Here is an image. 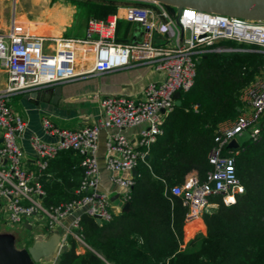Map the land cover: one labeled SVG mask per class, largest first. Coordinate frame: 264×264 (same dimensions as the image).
<instances>
[{"label": "built area", "instance_id": "2783aa9c", "mask_svg": "<svg viewBox=\"0 0 264 264\" xmlns=\"http://www.w3.org/2000/svg\"><path fill=\"white\" fill-rule=\"evenodd\" d=\"M118 19L137 24L141 39L117 42L114 32ZM227 42L248 48H233ZM78 47L90 53V68L77 69ZM232 52H255L263 56V61L255 79L239 94L241 107L237 117L217 126L207 156L211 169L203 179L196 172H190L181 184L169 188L170 195L178 198L185 209L184 225L210 214L217 206L213 198L219 197L228 206L234 203L235 195L243 191L235 168L239 148L234 150L227 146L232 140L238 144L237 139L243 134L247 135V140L255 142L264 128V20L189 7L171 15L163 4L148 2L147 5L120 8L107 20L89 19L84 38L75 40L47 36L33 30L26 20L13 17L10 28L0 32V67L7 74L5 88L0 91L2 221L14 228L39 220L45 229L52 231L61 221L72 217L70 235L76 243L87 247L81 227L82 216L98 219L99 225L114 217L108 195L99 189L100 131H114L104 142V167L110 175L109 182L121 190L120 200L125 206L131 200L132 171L145 162L150 146L162 134L163 119L175 107L174 95L191 89L197 63L204 56ZM135 67H149L164 73L165 77L147 84L137 100L122 96L96 97L101 119L92 126L69 130L58 128L47 118L42 119L43 132L55 141L48 143L30 136L28 142L35 157V171L26 167L19 145L26 124L12 111V95L38 92L87 74L102 75ZM193 110L196 112V106ZM141 125L145 127L138 132L136 144L121 133ZM68 151L80 159L81 178L76 198L46 206V193L40 179L46 175L50 161ZM125 173L129 176H122ZM229 197L233 201L228 200Z\"/></svg>", "mask_w": 264, "mask_h": 264}, {"label": "trees", "instance_id": "16d2710c", "mask_svg": "<svg viewBox=\"0 0 264 264\" xmlns=\"http://www.w3.org/2000/svg\"><path fill=\"white\" fill-rule=\"evenodd\" d=\"M69 2L75 7L77 24L66 36L79 37L83 29L78 24L85 28L89 19L102 20L115 9L110 0ZM163 6L174 14V7ZM262 61L263 56L255 52L204 56L193 86L180 93V105L165 115L162 134L150 146L145 162L137 165L127 210L99 226L86 216L81 218L85 243L104 261L90 251L75 255L72 246L60 255L58 264H264V128L259 139L245 141L235 157L242 193L228 206L213 198L216 208L202 217L205 235L195 236L184 248L185 209L169 193L188 173L196 172L203 179L211 169L207 156L217 126L237 117L239 94L255 79ZM75 198L71 191L64 193L63 200L46 196L44 204ZM200 227L197 223L186 226V239Z\"/></svg>", "mask_w": 264, "mask_h": 264}, {"label": "crops", "instance_id": "0c3cea01", "mask_svg": "<svg viewBox=\"0 0 264 264\" xmlns=\"http://www.w3.org/2000/svg\"><path fill=\"white\" fill-rule=\"evenodd\" d=\"M41 1L43 4L41 5L42 11L40 16L44 17V22H41L39 17H35L33 20L25 19L31 24L33 30L45 34L50 29L53 33L59 35L54 37H61L63 39L77 40L84 38L80 36H66V33H68L69 30H72L71 28L73 27L76 13L74 6L71 5V9L63 5L50 7V0ZM110 1H112L115 6L114 12L102 20L110 19L111 16L117 13L118 9L129 6L115 4L113 0ZM18 2V0H0L1 15H4L5 19L4 24L0 25V32H6L10 28L13 17L15 19H20V17H18V9L20 8ZM39 2L40 0H34L36 5ZM85 29L86 27L84 28V33ZM72 32L73 30L71 31V34ZM114 39L119 43L140 40V28L137 24L118 19L116 22ZM77 56L80 59L77 64L78 70L91 67L92 58L90 53H87L83 48L78 47ZM164 77V73L155 72L149 67H135L102 75L87 74L85 76L77 77L71 81L42 89L47 90V94L41 97H31L30 95L33 92L16 93L12 95L10 98L12 111L15 114L20 115L26 124L24 134L19 141V145L24 153L26 167L35 171V157L28 142L30 136H37L42 141L48 143L55 141L54 138L47 136L43 132L41 127L42 119L47 118L58 128L69 130L92 126L97 124L101 119V112L96 97L122 96L137 100L142 97V91L147 84L161 81ZM6 81V71L0 67V91L5 88ZM56 86L61 87V94L56 100V103H52V91ZM144 127L145 125H141L135 128L124 129L121 133L131 143L136 144L138 132ZM111 132L114 131H100L97 160L100 176L99 189L108 195L110 208L115 217L124 212V206L120 200L121 190L109 182L110 175L104 167V142L107 135ZM79 162L80 159L78 155L69 151L59 153L52 161H50L46 175L40 179L48 199L50 198L51 201L63 200L64 193H70L71 191H73L75 195V191L81 178ZM122 176L126 177L129 176V174L125 173ZM71 219L72 217L66 218L61 221L54 230L49 231L45 229L42 222L39 220H34L30 224L25 223L17 228H10L5 225L0 217V264H58L60 255L64 251L71 249L72 246L75 255H84L90 251L103 260V258L88 245L87 247L81 246L71 237L69 232ZM93 222L95 223L94 220ZM196 222L197 225H200L201 227L194 231L188 239H186L184 228L192 223L184 225L182 241L184 247L197 233L205 235L203 219L200 218ZM2 228H10L11 230H14L13 232H22V235L25 238L17 241L15 239L12 241L9 240V242L7 239L3 238L4 236H2L5 233ZM34 248L40 251L50 249V251L45 256L39 258L38 261H34L29 253L30 249Z\"/></svg>", "mask_w": 264, "mask_h": 264}, {"label": "water", "instance_id": "95a60500", "mask_svg": "<svg viewBox=\"0 0 264 264\" xmlns=\"http://www.w3.org/2000/svg\"><path fill=\"white\" fill-rule=\"evenodd\" d=\"M153 3H160L166 6L174 7L180 10L183 7L194 8L200 11L234 15L242 18L253 20H264V0H139ZM197 64H200L198 62ZM47 94V90L39 92H33L31 97H41ZM61 94V87L56 86L52 91V103H56V100ZM179 93L174 95L175 106L180 105ZM1 143V139H0ZM229 149H238L239 145L232 140L228 146ZM137 174L136 169L132 171L133 177ZM129 203L125 204L124 211L127 210ZM95 223L99 225V220L96 219ZM50 249L38 250L36 248L30 249L29 253L34 261H38L39 258L45 256Z\"/></svg>", "mask_w": 264, "mask_h": 264}, {"label": "rangeland", "instance_id": "374dc122", "mask_svg": "<svg viewBox=\"0 0 264 264\" xmlns=\"http://www.w3.org/2000/svg\"><path fill=\"white\" fill-rule=\"evenodd\" d=\"M18 1H19L18 5L20 7L18 9V11H19L18 17H20L21 20H25V19L33 20L35 17H39L40 21L44 22V19H43L44 17L40 16L41 11H42L41 5L43 4V2L41 0L37 5L34 3V0H18ZM94 1H100V0H94ZM113 1L115 2V4H124V5H147V3H148V2H143V1L139 2V1H134V0H113ZM49 5H50V7H53V6L56 7L57 5H59V6L63 5L65 7H69L70 9L72 7L69 0H50ZM176 10L177 9H175V13H176ZM173 18H175V16H173ZM4 22H5L4 15H1V11H0V25L4 24ZM74 22H75V23H73L74 25L77 24L75 21V18H74ZM80 27H81V29H83V34H80L79 36L83 38L84 37V28H82V26L78 24L77 28H80ZM68 33L71 34V31H68ZM45 34L47 36H51V37L59 36L58 34L53 33L50 29ZM127 42L129 43L130 41H127ZM237 140H238V144L241 146L245 141H248L247 135L243 134ZM208 201H211V199H208ZM17 227H20V226H17ZM17 227H15V228H17ZM2 230H3V232H5L2 235V236H4L3 238L7 239L8 241L9 240L12 241L14 239L17 241L19 239L22 240L25 238V237H23L21 231H20L21 233H18L17 231L13 232L14 230H11L10 228H2ZM198 235H202V234L197 233L195 236H198Z\"/></svg>", "mask_w": 264, "mask_h": 264}, {"label": "bare ground", "instance_id": "6f19581e", "mask_svg": "<svg viewBox=\"0 0 264 264\" xmlns=\"http://www.w3.org/2000/svg\"><path fill=\"white\" fill-rule=\"evenodd\" d=\"M228 200L233 201V199L231 197H229ZM195 223H197V222H194L192 224H195Z\"/></svg>", "mask_w": 264, "mask_h": 264}]
</instances>
